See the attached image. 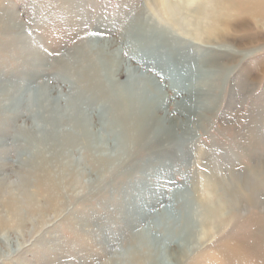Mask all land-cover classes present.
I'll return each mask as SVG.
<instances>
[{
    "label": "rangeland",
    "instance_id": "rangeland-1",
    "mask_svg": "<svg viewBox=\"0 0 264 264\" xmlns=\"http://www.w3.org/2000/svg\"><path fill=\"white\" fill-rule=\"evenodd\" d=\"M188 1L180 15L183 27L203 30L213 24L223 34L196 39L159 19L152 0H0V216L11 217L3 205L11 199L24 223L12 222L0 230V264H264L262 181L256 182V203L227 208L217 220L223 225L210 226L209 235L199 233L197 249L177 250L185 238L177 236L179 228L164 235L167 216L161 210L166 215L178 212L176 191L194 200L190 186L203 195L213 171L226 173L225 164L248 171L253 154L264 156V0ZM136 21L167 30L189 68L178 65L181 51L173 60L170 56L147 67L123 51L115 56L120 34ZM92 42L109 67L121 61L112 72L113 85L127 86L129 76L123 70L129 68L137 84L144 83L151 97L158 96L152 120L163 128L173 126L177 143L187 142L181 140L183 127L193 126L187 132L189 148L163 145L148 154L147 147L129 141L118 152L113 136L99 141L97 135L104 136L109 128L102 127L96 112L105 111L107 103L94 101L87 91L80 101L82 86L96 82L76 57L79 46ZM94 52L89 53L92 59L97 58ZM190 73L202 89L185 90ZM74 100L88 117L91 140L99 147L89 149V140L80 141ZM187 103L201 108L188 113ZM54 108L60 114L51 116ZM118 116L114 129L129 131L131 121ZM27 136L45 144H33ZM40 161L52 182L41 173ZM219 194L212 195L214 206ZM197 208L204 213L203 204ZM247 211L259 220L260 232L255 229L241 245L231 228ZM148 226L149 235L141 237L140 229Z\"/></svg>",
    "mask_w": 264,
    "mask_h": 264
},
{
    "label": "bare ground",
    "instance_id": "bare-ground-1",
    "mask_svg": "<svg viewBox=\"0 0 264 264\" xmlns=\"http://www.w3.org/2000/svg\"><path fill=\"white\" fill-rule=\"evenodd\" d=\"M151 4H153V8H151L152 6L150 8L159 17V19L160 18L164 19L169 25L176 26V27H178V29L181 28V29L187 31L196 39L202 38V37H203V39L204 38H213L217 35L220 36L223 34L222 33L223 31H221V32L218 31L215 27H213L212 23H211L212 26L206 25V27H204L203 30H200L201 28L198 29L195 26H193L191 29H189V28L186 29L185 27H183V24L180 22V19H181L180 15L183 13L184 9H188V5H189L188 0H152ZM261 14H263V13L262 12L258 13V15H261ZM201 16L203 17V15H201ZM214 18H215V16L212 19L214 20ZM200 19H202V18H200ZM204 19H202V20H204ZM215 20H216V18H215ZM206 21H203V22H206ZM211 22H212V20H211ZM213 23H214V21H213ZM214 24H215L214 26H218V25H216V22ZM121 35H122L121 46L122 45H126V46L124 47V49L121 46H117L114 49V51H112V53L115 54V56H117L118 53H121L123 51L126 54H128L127 56H129V58H131V57L137 58V60L141 61L142 66L147 67L153 61H162V60L164 61V60H167V58H169L171 56L169 58V61H170V59H172V56H174V54L179 55L180 51H181V54L179 55V58H178L179 59L178 65L181 67V69H186V68L188 69L189 68V65H187V62L185 60V56L183 57V53H182L183 51H182L181 46L176 42V39L172 35H170V33L167 30L155 28L150 23H146L144 21L143 22L136 21V22L132 23L128 28H126L124 33L120 34V36ZM99 45H101V44H99ZM96 48L97 47L95 44H93V42L88 44V45H83L81 47L79 46V49H78L79 51L76 52V55H77L76 57L79 58L80 60H83L84 66L82 68L84 70L94 74L93 78L95 79V82H96L95 86H94V84L93 85L91 84L92 86H89L88 84H85L84 86H82V89L80 91L81 93L79 92V95L81 96L80 101L84 102L85 97L83 96V94H85L87 91V93L90 94L91 99H94V101L104 100L107 103V109H105V111H102V113H101V111H99V113L95 111L96 114L98 115V119L100 120L102 127L107 126V128H109L106 130L104 136L101 133L97 135L98 136L97 138L100 139L99 141H105L107 138V135L113 136V139H114L113 141L117 142V144L119 143V146H117V147H119L117 149L118 152H121L122 150L125 151L124 145L126 144V142H129V141L132 142L133 146H135V147H137V143L142 144L144 148L147 147L146 152L148 154L152 153V150L155 147H159V146H163V145H165V147H168V148H173V147L174 148H180V147L183 148L185 146L187 148H189L190 145L188 146V144H190V140H189L190 137L187 138L188 137L187 132L189 130H191V127H193V126L188 125V126H185V128L183 127V132L185 135H184V139H181V140L184 141L186 139L187 142L181 143V144L177 143L179 138H177L175 136V134H173L174 133L172 130L173 126H169L168 128H163L158 123L156 124L154 120H152L151 109L152 108L155 109V107L159 108V101L158 102L155 101V98L158 96L151 97L148 93V90L145 88L144 83L137 84L135 82L136 78L131 76L132 74H131L129 68H124V70H123V73H125L126 75L129 76L128 77L129 82H128L127 86L117 88L115 86V84L113 85L112 84L113 83L112 72L116 69V67L118 68V66H120L121 61H119V62L116 61L117 63L115 62V67H113V68L109 67V65H108L109 63H107V61H104V58H101L102 55L98 56L99 51ZM120 48H122L121 51H119ZM100 49H102V48H100ZM93 50L96 51L94 53H95V55H97V58H94V59H92L89 56V53ZM134 50H138V53L133 54ZM172 60H171V62H172ZM171 62H169V64ZM166 64H167V62H166ZM155 67L157 68V66H155ZM190 74H191L189 76L190 80H188V79L186 80V78L184 79L185 82L183 83V86H185V90L188 92L191 89L192 90H196L198 88L202 89V86L199 83L200 81H198L197 76L195 77L194 74H192V73H190ZM102 81H104L106 83L103 84ZM179 81H181V80H179ZM77 96L74 97V99H77ZM162 98H163V96H162ZM34 100L37 101L39 99L36 98ZM77 102L78 101H75V100L72 101V107L74 109L73 110L74 114L79 119V122L76 119V125H77V129L79 131L80 141L83 142L84 139L89 140V142L87 141L88 146L91 147L89 149H94V148H96V146L99 147L98 145L95 144L98 141L95 140V142H94L91 140L92 139L91 137L93 134L90 131L91 129H89L90 128L89 127L90 122L88 121V117L85 115L82 108H80V106H79L80 104ZM14 105H16V104H14ZM185 108H186L187 112L190 113V112L198 111L201 107L196 106L193 103H191V104L187 103ZM59 111H61V110H59ZM108 111H111L110 117H108ZM50 113H51V116L52 115L55 116L56 114H60L56 111V108L52 109ZM118 113L124 115L128 120L131 121L130 122L131 126H130L129 131H128V129L124 130V128H122L121 130H119L120 128H118V130L114 129L115 125H117V122L115 121L114 116L117 117ZM163 116H164V114H163ZM161 120H162V118H161ZM56 123H58V122H56ZM109 126L110 127L112 126V127L110 128ZM99 127H101V126H99ZM97 130L99 131V129H97ZM27 138L30 139L29 136H27L26 139ZM70 138H73V136ZM63 140H65V139L63 138L62 141ZM74 140H75V138H74ZM90 140L93 142V144L90 142ZM35 141L37 143H38V141L40 143H44L39 139H37ZM35 141L32 138L30 139V142H33V144ZM58 141H61V140H58ZM65 141L67 143L70 140L67 139ZM25 143H26V140H25ZM61 144L63 145V143H61ZM64 144H65V142H64ZM90 144H92L93 147ZM55 146H57V145H55ZM88 146H87V148H88ZM50 147L52 148V146H50ZM42 150L44 151V149H42ZM178 150L179 149H177V151ZM39 152H40L39 154H41V151H39ZM61 153H62V151H61ZM173 154H174V152H173ZM177 154H179V153H177ZM95 156L92 154L91 157L89 156V158H91L93 160L95 158ZM260 156L261 155L257 152L255 154H253V157H252L253 160L251 158V165H250L251 170H248V171L246 170V168L240 169V168H238V166L235 167L236 165L233 167V166H231L232 164L231 165L225 164L224 167H225V169L227 168L226 173L213 171L211 178L207 179L204 182L205 193L203 195L201 194V189L199 187L191 185L190 187H193L192 195L194 196V200L193 199L191 200V198L187 194H186V196L185 195L181 196L182 193L179 191H176V195L175 194L174 195H175V197L178 196V201H177L179 204L178 212L173 213L172 215H170V214L166 215V213H165L166 210H163V209L161 210V212L164 213L165 216H167V217H165V219L162 220L164 222L163 228L165 229L164 235L166 237H168V235L173 234V232L176 230V228H179L180 233H178L177 236L179 238H181V236L184 235V237H185L184 240L181 241L180 244H178V247H177L178 251H190V249L194 246L197 249L196 245H197L198 240H200L199 233H205V235L206 234L209 235V232L211 231L210 226H213L212 227L213 229L215 227H217L218 225L220 226V223H222V221L219 220L217 222V220L224 217V215L226 214L227 208H229V211H230V209H235L239 205H243V204L247 205L248 203L250 205V204L256 203V201H257L256 199L259 195V189L256 186V182H259V181L264 182V160L261 159V157L263 155L261 157ZM44 159L45 158H43V160ZM43 162L40 161V164L42 163V165H40L41 167H39L42 170L41 173L47 179H49L52 182L53 178L50 177V174L46 171V169H44V170L42 169V168H45L44 167L45 163H43ZM111 163H113V162L111 161ZM114 167H116V166H114ZM192 184H195V183H192ZM195 185H197V184H195ZM50 186L53 187L52 183H50ZM218 193H220V194L216 200L217 204H216V206H214L211 198H212V195H215ZM29 199H31V198H29ZM33 199H35V198H33ZM210 202L212 204H210ZM25 203H26V201H25ZM201 204H203V206H204V213L199 211L200 209L197 208V206L200 207ZM3 205L8 208V210L11 213V217L7 219V218L0 216V230L3 229L4 227L11 225L12 222H14L17 225H21V224L23 225L24 224V223H22V217L20 215V210L18 208H16L17 206H15V204L11 201V199L5 200V202H3ZM20 205H21V203H20ZM29 210H31V208ZM242 210H244V209L242 208ZM175 220L183 221V223H184L183 226H179L178 225L179 222H174ZM234 222L235 223L232 225V228H231V230L233 229L234 230L233 232H235L234 233V241H237V243H242L241 245L247 244L246 243L247 240L245 239V237L247 236V237L251 238L252 236H254V234H255L254 230L255 229H257V231L260 232V230H259L260 222H259V220H257V217L251 212L250 213L248 212L247 215L243 218L236 219V221H234ZM157 224L159 226L158 222H157ZM172 224H174V225H172ZM222 225H223V223H222ZM149 231H150V226H148V230H146L144 227V229L143 228L140 229L139 234L141 235V237H143L145 235H149V233H150ZM182 243H183V245H182ZM248 243H250V242H248ZM232 245H233V243L232 244L230 243V244L226 245L225 248L228 249ZM161 250H162V248H161Z\"/></svg>",
    "mask_w": 264,
    "mask_h": 264
}]
</instances>
